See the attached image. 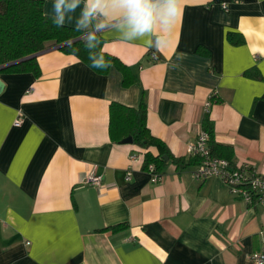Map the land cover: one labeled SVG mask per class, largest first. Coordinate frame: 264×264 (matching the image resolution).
Listing matches in <instances>:
<instances>
[{"label":"crops","instance_id":"obj_1","mask_svg":"<svg viewBox=\"0 0 264 264\" xmlns=\"http://www.w3.org/2000/svg\"><path fill=\"white\" fill-rule=\"evenodd\" d=\"M143 2L144 27L125 0L43 2L61 23L98 32L130 67L128 85L113 64L99 73L54 48L37 55L38 75L0 73V264H252L264 250V203L169 159L153 183L144 150L108 130L112 101L143 102L151 133L188 159L208 116L213 143L264 172V0ZM92 171L99 186L86 183Z\"/></svg>","mask_w":264,"mask_h":264},{"label":"trees","instance_id":"obj_2","mask_svg":"<svg viewBox=\"0 0 264 264\" xmlns=\"http://www.w3.org/2000/svg\"><path fill=\"white\" fill-rule=\"evenodd\" d=\"M43 2L0 0V67L7 65L0 69V73L32 72L38 75L37 56L23 58L54 48L79 58L99 73L107 72L113 64L121 72L125 85L132 82L130 67L103 50V38L98 32L61 23L56 17L44 13ZM227 38L234 44L243 42L242 35L237 32H228ZM146 116L147 108L143 102L134 108L112 101L109 105L108 128L111 140L119 142L126 136H132V143L144 150L143 169L146 171L153 165L154 172L160 175L167 163L163 155H167L177 168L199 163L198 156L189 155L188 159L173 156L164 141L151 133ZM202 128L209 134L211 154L225 158L234 165L231 147L213 143V124L208 116L202 119ZM151 149L156 152L153 153Z\"/></svg>","mask_w":264,"mask_h":264},{"label":"built area","instance_id":"obj_3","mask_svg":"<svg viewBox=\"0 0 264 264\" xmlns=\"http://www.w3.org/2000/svg\"><path fill=\"white\" fill-rule=\"evenodd\" d=\"M222 7H225L223 4ZM93 18L98 17V13L92 14ZM152 59L157 58L154 51L150 52ZM217 95L211 93L205 102V111L213 104ZM22 119L18 117L14 121V125H20ZM187 151L189 155L198 156L199 163L192 171L195 179L204 180L208 177L220 178L228 187L230 193L241 199L246 204L255 202L264 203V172H258L251 163L230 164V162L222 157L214 156L210 152L209 134L201 128L194 141L188 144ZM151 176V182L159 181L161 175L154 172L153 165L146 170ZM130 172H127L126 179H130ZM102 182V176L92 171L86 178V183L99 186ZM252 264H264V250L254 251L250 255Z\"/></svg>","mask_w":264,"mask_h":264},{"label":"clouds","instance_id":"obj_4","mask_svg":"<svg viewBox=\"0 0 264 264\" xmlns=\"http://www.w3.org/2000/svg\"><path fill=\"white\" fill-rule=\"evenodd\" d=\"M90 4H93V0H89ZM126 6L128 7L135 23L138 27L147 26L149 23V13L144 5L143 0H125ZM96 5L93 4V7Z\"/></svg>","mask_w":264,"mask_h":264},{"label":"water","instance_id":"obj_5","mask_svg":"<svg viewBox=\"0 0 264 264\" xmlns=\"http://www.w3.org/2000/svg\"><path fill=\"white\" fill-rule=\"evenodd\" d=\"M64 44H67V43H64ZM59 46H61V45H59ZM38 54H34V55H31V56H29V57H26V58H23V60H25V59H27V58H30V57H33V56H37ZM13 63H15V62H13ZM13 63H10V64H13ZM9 65V64H8ZM5 66H7V65H4V66H1L0 67V69H2V68H4ZM3 86H4V84H3V82L0 80V92L2 91V89H3ZM132 136H126V137H124L123 139H121L120 140V143H132ZM163 158L167 161L168 160V156L167 155H163Z\"/></svg>","mask_w":264,"mask_h":264}]
</instances>
